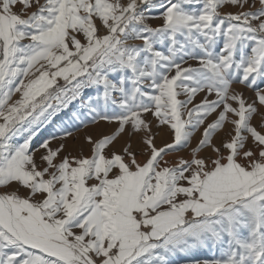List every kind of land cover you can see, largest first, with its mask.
I'll use <instances>...</instances> for the list:
<instances>
[{
  "label": "snow or ice",
  "instance_id": "obj_1",
  "mask_svg": "<svg viewBox=\"0 0 264 264\" xmlns=\"http://www.w3.org/2000/svg\"><path fill=\"white\" fill-rule=\"evenodd\" d=\"M0 264H264V0H0Z\"/></svg>",
  "mask_w": 264,
  "mask_h": 264
},
{
  "label": "rangeland",
  "instance_id": "obj_2",
  "mask_svg": "<svg viewBox=\"0 0 264 264\" xmlns=\"http://www.w3.org/2000/svg\"><path fill=\"white\" fill-rule=\"evenodd\" d=\"M246 94L251 95V93H246ZM256 122L257 121H254V123H256ZM102 130H105V131L108 130V126L107 127L106 126H102ZM198 135H199V133H197V136ZM160 139L164 140L165 142L169 140V134L167 133L166 130H161L160 131V134L158 135L157 140H160ZM193 142L195 143V140ZM72 143H73L72 141H69L70 145ZM85 151H87V149H85ZM208 255H210V254H208Z\"/></svg>",
  "mask_w": 264,
  "mask_h": 264
},
{
  "label": "bare ground",
  "instance_id": "obj_3",
  "mask_svg": "<svg viewBox=\"0 0 264 264\" xmlns=\"http://www.w3.org/2000/svg\"><path fill=\"white\" fill-rule=\"evenodd\" d=\"M106 127H107V126H106ZM156 142H157V144H162V143H164L165 141L162 140V139H160V140H157Z\"/></svg>",
  "mask_w": 264,
  "mask_h": 264
}]
</instances>
